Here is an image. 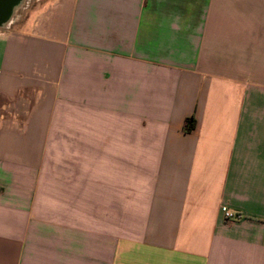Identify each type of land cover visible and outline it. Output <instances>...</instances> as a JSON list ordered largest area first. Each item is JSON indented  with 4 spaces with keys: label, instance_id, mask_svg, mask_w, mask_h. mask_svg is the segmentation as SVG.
I'll list each match as a JSON object with an SVG mask.
<instances>
[{
    "label": "crops",
    "instance_id": "obj_1",
    "mask_svg": "<svg viewBox=\"0 0 264 264\" xmlns=\"http://www.w3.org/2000/svg\"><path fill=\"white\" fill-rule=\"evenodd\" d=\"M0 264H264V0L16 3Z\"/></svg>",
    "mask_w": 264,
    "mask_h": 264
},
{
    "label": "water",
    "instance_id": "obj_2",
    "mask_svg": "<svg viewBox=\"0 0 264 264\" xmlns=\"http://www.w3.org/2000/svg\"><path fill=\"white\" fill-rule=\"evenodd\" d=\"M19 1L20 0H0V23L7 18L11 8Z\"/></svg>",
    "mask_w": 264,
    "mask_h": 264
},
{
    "label": "built area",
    "instance_id": "obj_3",
    "mask_svg": "<svg viewBox=\"0 0 264 264\" xmlns=\"http://www.w3.org/2000/svg\"><path fill=\"white\" fill-rule=\"evenodd\" d=\"M221 211L224 215V217L227 220H233V219H238L241 217L240 213H234L226 208V206H221Z\"/></svg>",
    "mask_w": 264,
    "mask_h": 264
},
{
    "label": "trees",
    "instance_id": "obj_4",
    "mask_svg": "<svg viewBox=\"0 0 264 264\" xmlns=\"http://www.w3.org/2000/svg\"><path fill=\"white\" fill-rule=\"evenodd\" d=\"M191 120L189 119L187 122H186V129L187 130H190L192 128V124H191Z\"/></svg>",
    "mask_w": 264,
    "mask_h": 264
},
{
    "label": "bare ground",
    "instance_id": "obj_5",
    "mask_svg": "<svg viewBox=\"0 0 264 264\" xmlns=\"http://www.w3.org/2000/svg\"><path fill=\"white\" fill-rule=\"evenodd\" d=\"M16 5V4H15ZM4 22V21H3ZM3 22H1V23H3Z\"/></svg>",
    "mask_w": 264,
    "mask_h": 264
}]
</instances>
